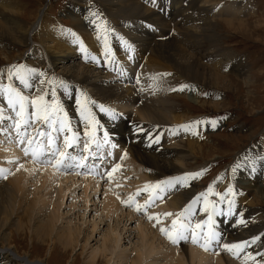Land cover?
Wrapping results in <instances>:
<instances>
[{
	"label": "bare ground",
	"instance_id": "1",
	"mask_svg": "<svg viewBox=\"0 0 264 264\" xmlns=\"http://www.w3.org/2000/svg\"><path fill=\"white\" fill-rule=\"evenodd\" d=\"M87 2V6L82 7L80 12L77 11L71 15L70 24L66 26L58 22L56 25H46L42 21L47 6L45 0L38 11L36 9V13L34 12L32 15L33 12L30 11L32 21L23 18L24 14H21L23 12L19 11L22 8L20 0H0V49L10 50L16 46L24 45L23 52H26L24 63L28 67H38L46 75L53 74L55 78L63 79L68 83L69 93L65 95L63 90L58 88L57 97L81 137H83L84 126L80 123L79 114L76 112L75 90L77 88L85 93L82 99L86 98L97 104H104L122 114L113 121L105 113L100 112L97 107L93 106L92 108L96 119L103 125L98 133L104 134V131H108L112 143L117 145L112 150L118 149L120 154L126 152L122 164L127 165L129 173L140 175L139 178H135L136 186L145 181L157 180L158 182V179L164 181L170 177L183 175L184 166L206 159V152L203 151L204 135L210 131L211 126L194 123L204 119L197 118L189 112L190 110L182 109L177 100L186 103L190 109L191 104H188L183 97L188 94L186 96H188L189 102L196 104L195 106L209 105L212 107L210 103L198 100L201 87L213 88V84L221 79L219 74L222 70L224 72L233 71L239 76L245 74L244 60L236 57L231 50L218 48L216 34L219 24L225 22L227 26H231L233 20H240L239 17L246 12L244 3L238 2V0H156L155 5L150 0H92ZM90 11L102 14L107 26L112 29L108 41L109 47L115 61H119L123 66L124 75H120L118 71L114 70L113 63L107 65L104 63L105 57L101 55V39L97 37L96 29L91 23ZM70 33H75L76 36L73 37ZM117 37H123L124 41L132 46V59L127 58V47L122 45ZM76 38H78V42L73 43ZM80 41L88 49L89 57L96 55L101 66H98L97 61L93 62L91 58L84 59V54L79 48ZM33 42L38 45L41 53H34ZM7 72L8 67L5 72L6 79ZM160 73H171V75L161 77V86L158 90L153 91L149 88V84L152 83L151 78ZM138 74L139 84H137ZM2 81L4 79L0 80V84ZM13 83L20 87L17 81H13ZM180 84H187L191 87L177 91L168 90L176 88ZM31 90L33 92L35 89L24 91L29 93ZM0 106L6 107V104ZM124 119L129 122L128 126L125 125ZM180 125L190 126L185 129L179 127ZM136 127L142 128L143 131H135ZM0 131L5 134L6 139L12 141L9 142L10 144L0 145V156L4 154L5 156L2 158L11 161L17 171L16 174L8 176L4 181L0 180V264L35 263L33 260L24 261L17 258L21 255L13 244L10 228L13 227L18 234L22 232L20 228L24 226V223L22 219H16L17 213L20 211H25L29 223L33 221L35 224L32 228V236L36 243L45 244L49 240L54 246L61 249L63 255H66L68 250L66 251L64 248L73 245L75 240L72 230L69 228L67 231L54 232L53 215L52 217L48 215L43 220H37L42 214L39 215L38 212L34 214L35 199L32 193L24 190L32 173L36 172L33 171L36 165L33 164L30 156L23 155V146L17 143L15 132L11 130L9 121H0ZM149 133H151V137ZM156 136H159V142L152 143L151 141ZM69 151L71 152L70 149ZM96 153L98 154V152ZM111 153L112 156L115 155L114 151ZM99 154L102 158L105 157L104 152ZM255 156L257 155L254 154L252 157ZM89 158L93 157L90 155ZM105 162L108 164L107 161H100L99 164L97 162L91 164L88 161L90 168L94 164L96 165L95 176H100V173L105 171L104 166L101 167V164ZM17 163L22 164L23 167L18 169ZM107 164L105 169L108 167ZM258 164L264 166L262 161H257L256 169L260 170ZM115 165H121V162ZM39 168L41 171H38L41 173L37 177L39 181L46 183L48 178L58 175L54 172L55 169L47 165H40ZM25 169L28 170L25 171ZM246 170L245 167H242L239 175L249 173ZM194 171H201V167L198 166ZM118 173L117 175H119ZM91 178L95 179L93 176ZM253 178H259L261 183L255 185L253 180H250L249 183L248 179L241 181L240 177L238 178L241 186L253 193L250 201L246 200L245 202V205L252 209L250 210L252 219L247 216L250 215L249 213L238 209L245 196L243 191L238 190L239 188L236 186L237 189H234L237 193L235 196L237 211L233 216L214 217L215 228L221 234L219 244L231 243L239 239H250L252 234L255 236L259 233L262 221L259 218L261 212L257 207L256 209L252 207L257 205L260 198H264V171L254 174ZM92 179H84L86 180L85 185L92 183L97 186L99 184V180L93 181ZM191 180L193 179H189L183 187L177 184L165 188L166 201H158V204L178 212L183 202H186L185 199L191 195L187 201L189 203L193 197L197 196L196 190L190 184ZM113 183L118 182L114 180ZM228 184L229 182H219L220 188L224 189L222 194H225ZM115 196L111 191L104 194L102 208L106 215L119 211L117 196ZM61 199L62 195L60 194L58 201L61 202ZM241 214L244 223H246L245 228H241V224H236V218H240ZM195 218L197 220L206 219V216L203 213H197ZM138 226L140 228V243L135 250L136 258L131 260L134 264H140L142 258L149 257L153 252H158L156 255L158 257L163 255L166 258L162 264H211L213 259L215 264H233V260L228 259L224 253L229 251L223 248L217 250V244H214V250L218 251L215 254H210L190 242L180 245L182 241L173 244L167 240V246L164 247L161 244L164 237L163 239L160 237L159 227H155V229L149 227L150 231L145 224L139 221ZM116 238L117 236H115V240ZM165 240L166 238L163 242ZM75 242L77 241L75 240ZM103 242H106V238ZM155 242L157 245L154 244ZM256 244L250 245L248 250L253 253L260 252L261 249L254 246ZM104 248H106L105 245L102 246V249L94 251L91 254V260L95 261L97 252H103ZM160 250L163 251L159 252ZM229 254L233 255L231 252ZM158 257H151L147 263L157 264ZM242 259L238 258L237 262H242ZM39 262L41 261L35 264H40ZM248 263L251 264V262Z\"/></svg>",
	"mask_w": 264,
	"mask_h": 264
},
{
	"label": "rangeland",
	"instance_id": "2",
	"mask_svg": "<svg viewBox=\"0 0 264 264\" xmlns=\"http://www.w3.org/2000/svg\"><path fill=\"white\" fill-rule=\"evenodd\" d=\"M43 1L44 0H20L22 8H20L19 11L23 12H20L24 14L23 18L32 21L33 19L29 14L30 11L33 12L32 15L34 12L36 13V9L38 11ZM87 1L91 2L92 0H45L47 6L42 21H44L46 25H56L58 22L59 24L68 26L71 21V15H74L77 11L80 12L82 7L87 6ZM238 2L244 3L246 12L239 17L240 20H233L231 26H227L225 22H220L223 26L222 24L218 25V31L216 32L218 38L217 46L221 49L231 50L236 57L242 58L246 64L245 74L239 76L234 74L233 71L224 72L222 70L220 72L221 74H219L221 75V79L213 84V88L201 87L202 89L199 91L198 100L210 103L212 107L209 105L204 107L195 106L196 104L189 102L188 96H186L188 94H185L183 97L187 100L188 104H191L192 107H190V109L187 107L186 103H182V101L178 100L177 102L179 105L181 104L180 106L182 109L184 108L185 111L190 110L189 112L197 118L201 117L204 120H219L217 127H210V131L204 135L205 146L203 151L206 152V159L199 160L196 163L191 162L183 167L185 170H183V174L195 172L194 170H196L198 166L201 167V170L205 171V173H203L204 171L202 172L204 175L201 174L199 177L191 180L192 183L190 184H192L191 186L196 190V195L205 191L209 184H213L215 192L222 194L224 193V189L220 188L219 182H231L233 187L235 188L237 186L239 188L238 190H242L245 196L244 201H241L238 209H242L245 213L250 214V210L252 209L247 207L245 202L246 200L250 201L253 193L250 190L244 189L240 184V180L244 181L248 179L249 183L250 180H253L255 185H257L261 183V180H259V178L252 179V177L254 174H260L264 171V166H259V164L260 170L257 168L255 172L251 171L248 162L244 160L245 156L252 157L254 154L264 156V0H238ZM239 23L241 25H237ZM32 45L36 48H32L34 53L38 54L40 48L34 42ZM24 50V45L16 46L10 50L0 49V74H2L0 75V80L4 79L2 84L8 83L5 77L7 67L13 64L26 65L24 63L26 59V52L24 53ZM97 65L101 66L99 64V59L97 60ZM102 66H104L103 63ZM34 68L40 70L38 67ZM47 76L54 77L53 74ZM25 94H28V92ZM46 99L50 98L46 97ZM124 123L125 125H129L126 119H124ZM103 135L104 134L98 132L96 133L97 139L101 142L103 140ZM4 136L5 134L0 131L1 146H4L5 143L10 144L12 142ZM85 142L86 138L80 136L79 149L71 148V153L77 154V152L81 151ZM112 149L113 148H109L106 145H103L98 150L95 146L91 149L98 152L96 158L88 159L91 164L94 162L99 164L100 161L108 162V164L106 162L101 164V167L104 166L103 168L105 171H102L103 173H100V176L85 175L83 172L77 174L76 170H55L54 172L58 175L48 178L45 183L37 180V177L41 174L39 166L44 164L39 165L33 163L36 165V172L32 173L24 190L32 193L35 199V207L33 206L34 214H37V212L38 214L40 213L39 215L42 214L37 220H43L48 215L50 217L53 215L54 232H63L70 228L77 242L74 240L73 245L75 246L68 245L64 248L66 251L68 250L66 255H63L61 249L54 246L49 240L48 243L45 244L36 243L32 236V228L35 224H33V221L29 223L25 211H20L17 213L16 219H22L24 223V226L20 228L22 232L18 234L13 227L10 228L13 244L21 255V257L17 256V258L24 261L33 260L35 263L41 261L39 262L40 264H134L131 260L136 258L135 250L139 247L140 243V228L138 226V221L145 224L147 229H149V227L155 229L153 225L156 224V220H149L148 215H160L165 212L175 214L176 212L174 209H166L158 204V201H166L165 193L164 191L159 192L154 188L147 192L141 191L140 194L135 197V203L138 204H143L150 196L153 198L152 203L144 210L137 211L134 205L129 206L121 203V200L127 199L130 193H135L138 189L142 190L145 184L155 185L157 180L141 181L142 183L136 186L134 183L135 178H139L140 175L129 173L127 165L122 164L123 159H121V155L124 153L120 154L118 149ZM109 151H114L115 155L108 156ZM101 152H104V158L100 156L99 153ZM4 156V154L0 156V168L8 169V172L5 173L7 177L13 176L17 173L15 169L16 166L9 160L3 159L2 157ZM119 161L121 162L120 167L113 172L111 178H109L107 172L113 169L112 167L115 164H119ZM237 162H240L242 167H245L247 169L246 171L249 173L240 176L239 174L242 171L241 167L233 174L231 169ZM262 163L264 164V161H262ZM106 164L108 166L107 169H105ZM116 172L119 175H117ZM97 175L99 174L97 173ZM92 176L95 179H92ZM217 176H220L222 179L217 181ZM239 177L240 180L238 179ZM84 179H92L93 181L99 180V184L97 186L92 183L85 185L86 180ZM0 180L4 181L5 179L0 178ZM114 180L118 183H113ZM160 180L161 179H158V181ZM107 191H111L114 196L120 197L118 200L116 198L119 211L111 215H106L102 208L104 194ZM60 194L62 195L61 202L58 201ZM190 197L191 195L185 199L186 202H183L182 207L178 209L179 211L188 204L187 201ZM214 198H216V196L210 197V199ZM260 199L257 205L252 208L256 209L257 207L260 210L261 217H257L262 220L258 231L259 233L255 234V236L264 238V198ZM251 215L252 214L247 215L249 219H252ZM172 218L174 217L164 218L161 216V223H165V226L170 225ZM195 221H197V218L194 217V222ZM245 224L246 223L241 224L240 227L245 228ZM115 236H117L116 240ZM252 236H254V234H252ZM160 237L162 239L163 237L164 239L166 238L162 234ZM48 238L50 239V237ZM104 238H106L105 243L103 242ZM163 240L161 244L166 247L168 241L166 239L163 242ZM242 240L239 239L232 242ZM189 242L194 244L191 240L190 233L188 239L182 240L180 245H186ZM257 242L258 243L254 246L260 248V252H264V239ZM154 244L157 245V242ZM214 244H217V242L214 241L213 247L208 250L210 254L218 252L214 250ZM104 245L106 246V248H104L105 250L103 252L98 251L95 261H92L91 254L99 248L102 249ZM194 245L199 246L198 244ZM162 251L163 250H160L159 252ZM224 253L228 259L233 260V264L242 263L237 262V259L243 258V255L237 257L230 255L229 252ZM157 254L158 252H153L149 257L142 258L140 264H148L147 261L153 256L158 257L156 256ZM158 258L159 259L156 261L157 264H162L163 260L166 259L163 255H159ZM214 262L213 259L211 264H215Z\"/></svg>",
	"mask_w": 264,
	"mask_h": 264
},
{
	"label": "snow or ice",
	"instance_id": "3",
	"mask_svg": "<svg viewBox=\"0 0 264 264\" xmlns=\"http://www.w3.org/2000/svg\"><path fill=\"white\" fill-rule=\"evenodd\" d=\"M155 5L156 0H150ZM91 23L96 29L97 37L101 39V55L105 57L104 63L107 65L113 63L114 70L118 71L120 75H124L123 66L119 61H115V57L112 55L109 47V36L112 32L107 26L106 20H104L102 14L95 11H90ZM73 37L75 33H70ZM122 45L127 47V58L132 59L131 52L132 46L124 41L123 37H117ZM78 38L73 40V43H77ZM80 51L84 54V59L91 58L93 62L97 61L96 55L89 57L88 49L85 47L82 41L79 42ZM225 70H228L225 68ZM2 75V74H0ZM171 73H160L154 75L149 84V88L156 91L161 86L160 78L163 76H170ZM8 83L0 84V105L6 104V107L0 106V121H9L10 128L15 132V138L18 144L22 145V152L25 157H31L34 164H44L56 171H72L76 170L77 174L83 172L85 175H95V167L91 168L88 165V159L91 155L96 157L97 153L91 151L92 147L98 150L103 145L109 148L117 147L112 143L110 139V133L104 131L102 142L96 137V133L99 132L103 125L96 119V116L92 110L93 106L97 107L100 112L105 113L110 120H116L121 113H118L115 109L106 107L104 104H97L95 101H89L82 97L85 96L79 88L75 90L76 112L79 114L80 123L84 126L83 136L86 138V142L83 144V149L77 154H72L69 149H79L80 146V132L73 127L71 118L68 112L65 110L60 100L57 97V89H62L64 94L67 95L70 91L69 85L63 79H57L55 77H48L44 71L38 70L34 67H27L24 64H13L8 67L7 72ZM13 81H17L20 87H17ZM140 83L139 74L137 75V84ZM191 87L187 84H180L176 88H169V91L183 90ZM35 89L33 92L25 94L24 90ZM143 91V89H141ZM50 99H46L49 97ZM5 113H8L7 115ZM196 124H208L212 128H216L219 120H198ZM190 125H180L185 129ZM137 132L143 131L142 128L136 127L134 129ZM151 137V133H149ZM62 138V139H61ZM159 136H156L152 143L159 142ZM46 141V142H45ZM111 151L108 155H111ZM126 152L121 155V159L124 158ZM244 160L248 162L251 167V171H256V162L264 161V156L257 155L255 157L245 156ZM11 162V161H10ZM23 165L17 163V168H22ZM120 165H115L111 171L107 172L109 178H111L113 172H115ZM242 167L240 162H237L231 169L234 174ZM28 169H25L27 171ZM35 171V169H33ZM204 170L199 172L185 173L181 176L170 177L164 181H158L155 185L145 184L144 188L138 189L135 193H130L125 200H121V203L135 206L137 211H141L147 208L152 203V197L150 196L143 204L135 203V197L140 194L141 191H149L154 188L159 192H163L165 188L173 185L185 186L189 179H195L199 177ZM8 169L0 168V178L7 179L5 173ZM222 178L216 177L219 181ZM119 186V185H117ZM237 193L233 187V184L229 182L228 187L225 189V194L214 191L213 184H209L207 189L200 192L197 196L185 205L183 209L175 214L165 212L163 214H151L148 215L149 220H156L154 227H159V231L166 239L173 243L178 244L182 240H187L189 233L191 234V240L194 244H198L203 250L208 251L213 247V242H217V250L219 248L226 249L233 255L240 257L243 255L242 264H264V252L249 251L250 245L256 244L257 241H261L262 237L252 236L250 239L236 241L232 243L219 244L221 234L215 228L216 216H233L237 211V205L235 196ZM216 196L218 199H210V197ZM117 199H120L117 196ZM203 213L206 219H200L194 222L195 214ZM161 216L164 218L174 217L171 219L170 225L165 226L161 223ZM245 221L242 218H236V224H243Z\"/></svg>",
	"mask_w": 264,
	"mask_h": 264
}]
</instances>
